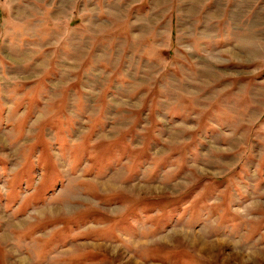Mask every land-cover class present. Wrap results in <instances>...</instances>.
I'll return each mask as SVG.
<instances>
[{
    "label": "rangeland",
    "instance_id": "rangeland-1",
    "mask_svg": "<svg viewBox=\"0 0 264 264\" xmlns=\"http://www.w3.org/2000/svg\"><path fill=\"white\" fill-rule=\"evenodd\" d=\"M0 264H264V0H0Z\"/></svg>",
    "mask_w": 264,
    "mask_h": 264
},
{
    "label": "bare ground",
    "instance_id": "bare-ground-1",
    "mask_svg": "<svg viewBox=\"0 0 264 264\" xmlns=\"http://www.w3.org/2000/svg\"><path fill=\"white\" fill-rule=\"evenodd\" d=\"M25 260H23V262H24Z\"/></svg>",
    "mask_w": 264,
    "mask_h": 264
}]
</instances>
